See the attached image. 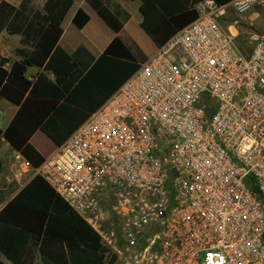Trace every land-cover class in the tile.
Here are the masks:
<instances>
[{
	"label": "built area",
	"instance_id": "2783aa9c",
	"mask_svg": "<svg viewBox=\"0 0 264 264\" xmlns=\"http://www.w3.org/2000/svg\"><path fill=\"white\" fill-rule=\"evenodd\" d=\"M256 3L197 4L36 169L116 264H264V32L237 46Z\"/></svg>",
	"mask_w": 264,
	"mask_h": 264
},
{
	"label": "trees",
	"instance_id": "16d2710c",
	"mask_svg": "<svg viewBox=\"0 0 264 264\" xmlns=\"http://www.w3.org/2000/svg\"><path fill=\"white\" fill-rule=\"evenodd\" d=\"M19 1L20 6L15 7L0 0V33L20 35L24 47L17 50L22 60L0 59V99L18 107L6 130L0 129V141L4 139L30 166L38 169L45 158L31 140L45 123L54 118L68 135L73 134L135 74L140 63L119 37L99 58L92 56L85 47H80L73 56L64 51L59 46L63 36L62 23L74 0H46L44 13L34 9L33 0ZM132 1L142 2L144 20L141 27L160 48L199 18L196 6L206 0ZM212 1L218 6H227L236 0ZM94 8L113 31L121 32L124 23L107 6L97 3ZM89 21V15L79 10L73 25L82 30ZM30 68L42 72L31 80L28 78ZM48 75L53 76L54 81ZM41 184L53 193L51 207L59 224V231L52 235L53 239L66 244L69 250L67 258L66 252L50 245L51 240H44L41 246L43 257L48 255L44 252L46 249L49 256L53 249L55 256L60 257L46 263L105 264L107 249L100 236L40 176L0 212V252L14 264L21 263L29 242L28 231L32 230L11 228L5 224L4 218L11 210L20 208L16 204ZM10 222L16 223L14 220ZM35 239L40 241V237ZM0 264L5 263L0 261Z\"/></svg>",
	"mask_w": 264,
	"mask_h": 264
},
{
	"label": "crops",
	"instance_id": "0c3cea01",
	"mask_svg": "<svg viewBox=\"0 0 264 264\" xmlns=\"http://www.w3.org/2000/svg\"><path fill=\"white\" fill-rule=\"evenodd\" d=\"M15 7H19V0H6ZM74 5L62 23L63 36L59 41V46L66 51L70 56H73L80 47H85L92 56L99 58L106 49L110 46L116 37H119L123 43L131 49L140 66L152 57L159 49L153 40L142 29L141 24L144 20V14L141 11L142 2L132 0H74ZM46 0H33L35 10L44 13ZM97 3H102L107 6L120 21L124 23L120 33H116L111 29L99 16L94 8ZM119 7H117V6ZM79 10L85 11L89 17V23L79 30L73 25V19ZM258 12H253L244 17L246 22H254L259 18ZM20 35H9L6 32L0 33V59L7 58L12 61H20L22 58L17 54L18 49H23ZM9 68V67H8ZM42 70L38 68H30L28 78H33ZM54 81V77L48 75ZM5 105L10 107L11 115L9 118H3L0 121V129L6 130L14 119L18 107L12 105L4 99H0V106ZM45 125L32 138V145L46 159L56 154L59 148L64 144L53 145L46 147L44 139L46 137ZM65 131V130H64ZM68 137V134L66 133ZM20 157V158H19ZM21 170L22 177H17L16 173ZM36 169L28 166L27 161L15 151L9 143L4 139L0 141V212H2L11 202L16 201L21 193L33 182L37 177ZM52 197L53 193L45 185L41 184L31 193L24 196L16 205L20 208L11 210L4 218L5 224L11 228L20 230L29 228V242L23 251L22 261L20 264H53L46 263L50 260H59L60 257L55 256L53 249L46 257L41 253V246L44 240H51V246H58L62 253L66 252L69 258V250L66 244L55 241L52 236L59 231V224L56 220V215L52 212ZM14 220L16 223H11ZM4 221V222H5ZM48 233V236L46 233ZM40 235V236H39ZM36 237H40V241L36 242ZM0 261L5 264H14L0 252Z\"/></svg>",
	"mask_w": 264,
	"mask_h": 264
},
{
	"label": "rangeland",
	"instance_id": "374dc122",
	"mask_svg": "<svg viewBox=\"0 0 264 264\" xmlns=\"http://www.w3.org/2000/svg\"><path fill=\"white\" fill-rule=\"evenodd\" d=\"M264 0H257V3L254 5L250 13L258 12L260 14L259 18L254 22H246L244 17L240 20V25L238 26V40L237 46L239 49L246 53L250 51L253 46V39L255 35H260L264 32ZM247 14V15H248ZM246 15V16H247ZM225 29L228 27L229 22H224ZM11 115L10 107L5 105L0 106V121H3V118H9ZM48 125L45 128L46 137H42V140L46 142L45 145L47 148L53 145L63 144L67 140L66 132L64 129L57 123L54 118H50ZM3 125V124H0ZM105 264H116L115 260H111V256L106 253Z\"/></svg>",
	"mask_w": 264,
	"mask_h": 264
},
{
	"label": "snow or ice",
	"instance_id": "6c2138e0",
	"mask_svg": "<svg viewBox=\"0 0 264 264\" xmlns=\"http://www.w3.org/2000/svg\"><path fill=\"white\" fill-rule=\"evenodd\" d=\"M113 135H115L116 133H112Z\"/></svg>",
	"mask_w": 264,
	"mask_h": 264
}]
</instances>
